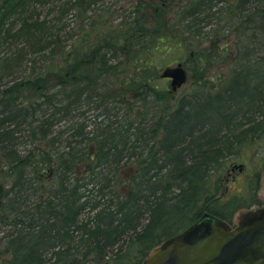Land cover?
<instances>
[{
  "label": "trees",
  "instance_id": "obj_1",
  "mask_svg": "<svg viewBox=\"0 0 264 264\" xmlns=\"http://www.w3.org/2000/svg\"><path fill=\"white\" fill-rule=\"evenodd\" d=\"M99 1L0 0V264H141L257 202L264 0Z\"/></svg>",
  "mask_w": 264,
  "mask_h": 264
},
{
  "label": "water",
  "instance_id": "obj_2",
  "mask_svg": "<svg viewBox=\"0 0 264 264\" xmlns=\"http://www.w3.org/2000/svg\"><path fill=\"white\" fill-rule=\"evenodd\" d=\"M159 75L174 91L188 80L180 61L164 66ZM230 168L242 171L244 163L233 162ZM141 264H264V214L231 228L203 214L151 248Z\"/></svg>",
  "mask_w": 264,
  "mask_h": 264
},
{
  "label": "rangeland",
  "instance_id": "obj_3",
  "mask_svg": "<svg viewBox=\"0 0 264 264\" xmlns=\"http://www.w3.org/2000/svg\"><path fill=\"white\" fill-rule=\"evenodd\" d=\"M132 1L133 0H103V1H99L97 3V5L95 4V6H93V7H95V9L97 7H99L101 9L104 7L103 4L104 5L110 4L111 5L110 8L115 7V8H118L119 11H121L124 7L128 6ZM50 4L51 3L49 1L44 6L38 8L41 16H45L46 18H51V17L54 18L56 16V13L50 12V10H51ZM116 13H118V12L112 11V9H111V11L108 12L107 18L117 21L120 18V16ZM76 21L78 22L79 20L73 12H68L66 15L62 16V22L66 24V27H65L66 30H68V29L76 30V26H77ZM72 32H74V31L72 30ZM74 36H76V35H74ZM73 37L71 36L70 38L67 39V43H66L67 46L72 41ZM1 52L2 51H0V53ZM174 63L175 62H173L172 64H174ZM220 70L222 72L226 73L227 72V66L221 65ZM164 82L166 83V85H169L168 79L164 80ZM189 82H190V78L188 76V80L179 89H177L174 92V95H177L178 93L182 92L188 86ZM239 161L240 160H237L235 162H239ZM234 174L236 176L240 177L245 173H244V171L239 172L237 169H234L231 171L230 175H234ZM258 195H259V197H261L262 200H264V168L261 170V180H260V188L258 190ZM255 208L256 207H253L252 209H240V210H238L233 217V222L231 224H228V225H227V222H225L219 218H218V220L220 222H222L224 225H226L228 227H232L235 224L241 223L246 217L252 216Z\"/></svg>",
  "mask_w": 264,
  "mask_h": 264
},
{
  "label": "flooded vegetation",
  "instance_id": "obj_4",
  "mask_svg": "<svg viewBox=\"0 0 264 264\" xmlns=\"http://www.w3.org/2000/svg\"><path fill=\"white\" fill-rule=\"evenodd\" d=\"M260 180H261V177H260ZM259 188H260V184H259V187H258L257 192H256V200H257V202L256 203H253L249 207H243V208H241V209H252L253 207H256L255 210H254L253 215L252 216H249V217H246L241 223L235 224L232 227H234L236 225H239V224H243V223H245L247 221H250V220H252L254 218H257V217H259V216H261V215L264 214V200H262L261 197H259V195H258ZM238 210H240V209H238ZM235 213L233 214L231 221H229V222L225 221V222H227V225L228 224H231L233 222V217H234ZM229 228H231V227H229Z\"/></svg>",
  "mask_w": 264,
  "mask_h": 264
}]
</instances>
